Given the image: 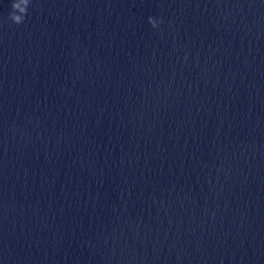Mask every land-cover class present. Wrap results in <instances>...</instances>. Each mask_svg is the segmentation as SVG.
<instances>
[{"label": "water", "instance_id": "1", "mask_svg": "<svg viewBox=\"0 0 264 264\" xmlns=\"http://www.w3.org/2000/svg\"><path fill=\"white\" fill-rule=\"evenodd\" d=\"M12 2L0 264H264V0Z\"/></svg>", "mask_w": 264, "mask_h": 264}, {"label": "clouds", "instance_id": "2", "mask_svg": "<svg viewBox=\"0 0 264 264\" xmlns=\"http://www.w3.org/2000/svg\"><path fill=\"white\" fill-rule=\"evenodd\" d=\"M30 0H13L12 11L9 13V19L16 24H20L24 21L27 12V7ZM149 23L152 27H157V22L152 18H149Z\"/></svg>", "mask_w": 264, "mask_h": 264}]
</instances>
